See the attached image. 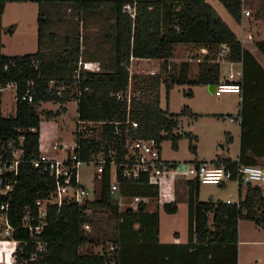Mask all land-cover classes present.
I'll return each instance as SVG.
<instances>
[{
  "label": "trees",
  "instance_id": "obj_1",
  "mask_svg": "<svg viewBox=\"0 0 264 264\" xmlns=\"http://www.w3.org/2000/svg\"><path fill=\"white\" fill-rule=\"evenodd\" d=\"M21 0H0V21L8 3ZM39 5L38 51L33 54L8 57L1 53L0 42V143L19 147L25 151L24 164L15 193L10 199V223L21 226V213L26 207H35L38 200L49 197L54 190V180L49 174L34 169L30 161L49 150L51 144L59 139V118L66 113V105L75 99L78 103L80 121L101 123L99 138L81 140L80 157L88 160L97 153L105 143L113 146L116 160L121 163L127 153V139L155 140L158 144L170 141L172 148L178 150L179 143L188 139L189 150L197 153L198 137L192 133H179L180 119L189 117L192 112L185 106L178 114L161 107L160 93L162 86L167 98L174 86H212L221 80V66L208 58L197 66L195 72L192 64L179 66L171 61L174 47L191 42L193 34L201 32L204 43L219 57L221 47L229 48L226 59L231 63H242V80L239 87L242 93L240 116L242 119V139L238 160L233 161L218 157L217 166L235 167L264 166V79L255 77V73L264 78V71L250 52L220 18L217 12L204 0L186 2L181 10L172 6L166 8L162 2L149 3L145 0H113L112 13L114 23L111 25L110 60L104 72L79 71V62L86 52L82 51L80 32H68L63 42V50L51 51L56 41L60 40L54 33L46 34L45 29L53 25V16L59 8L72 10L75 15L70 18L77 26L82 18L92 15L106 4L105 0H36ZM229 14L237 23L241 22L243 1L223 0ZM126 6L134 8V14L124 11ZM167 10V11H166ZM260 13L264 20V0ZM59 21V20H58ZM51 40L45 48V41ZM264 55V41L257 44ZM132 59H154L162 61V73L159 75L133 78L130 73ZM133 81V84L131 82ZM16 85V116H4L1 111L2 91L9 85ZM51 84H54L51 88ZM74 87L76 94L62 87ZM131 86V100L128 102ZM60 91V95H59ZM190 91V90H189ZM33 101H24L27 94ZM244 94V95H243ZM122 95L123 100L118 96ZM187 95H191L190 92ZM55 103L60 106L53 112H39L42 104ZM195 119L199 116L193 115ZM135 123L136 126L132 124ZM262 123V125H260ZM51 124L55 131H50ZM118 124V125H117ZM116 128L119 134L115 135ZM54 137H56L54 139ZM230 141V140H229ZM107 160L110 161L109 157ZM172 167L176 162L169 163ZM121 179V177H120ZM100 199L85 205H65L58 210L50 207L48 227L41 235L47 247L44 254L31 262L30 256L36 251L28 232L15 234L17 240H25L29 245L22 255L28 264H107L106 255L81 254L80 249L94 239L85 232V225L93 224L88 211L93 206L106 208L119 217V205L110 194V172L106 170L101 182ZM200 184L194 189L197 192ZM192 189V191H194ZM193 196V195H192ZM7 199L0 197V207ZM139 206L138 211H141ZM169 214L177 212L175 203L166 204ZM1 214V212H0ZM210 215L213 216L210 225ZM125 217L132 218L133 211L128 210ZM253 222L264 229V194L257 185H247L246 193L238 204L209 200L202 202L196 198L189 201L190 234L194 241L215 245H237L239 242L240 220ZM114 243L117 241L114 239ZM116 244L115 261L119 264V249ZM109 246V247H111ZM109 248L103 247L106 251Z\"/></svg>",
  "mask_w": 264,
  "mask_h": 264
},
{
  "label": "crops",
  "instance_id": "obj_2",
  "mask_svg": "<svg viewBox=\"0 0 264 264\" xmlns=\"http://www.w3.org/2000/svg\"><path fill=\"white\" fill-rule=\"evenodd\" d=\"M105 1H107V3L102 5L100 10L93 13L92 15H88L85 18L83 17L82 20H80V26L82 27L84 26L85 20L87 22H108V24H110L107 27H104L102 25L96 31V33H94L96 43L94 44L93 48L99 53H101V50L105 49L106 47L109 51L111 49L110 38L106 39V36H109V34L112 32L111 25L114 23L112 5L110 4V2L113 0ZM145 1L149 3H155L160 1L164 5H166V8L169 9L170 6H172L175 10L178 11L182 9L183 5L186 2L194 0ZM242 1L243 10L241 22L237 23L235 19L231 16L234 20L233 23V21L230 20V18L225 14V11L227 13L229 12L227 11L223 0H204V2L209 4L217 12L220 18L228 25V27L234 32V34L242 43L243 48L251 53L256 62L264 71V55L259 51L257 47V44L259 42L264 41V20L262 14L260 13L262 0H260L259 9H255L252 6L248 7V3L251 2V0ZM26 3L38 4L36 0H21L8 3L5 7L4 13L2 14L0 21V42L1 53L4 56L14 57V55L7 53V41L10 38H13L18 35L17 33L23 32L29 34L33 33V35H35L36 33L38 34L39 24L37 26L36 16H23L24 18L22 17V19L19 16L16 21H10L15 24L12 26H8L6 29L7 21H9L8 16V20L5 18L6 12L8 11V9H10L8 7L15 4L25 5ZM14 9L18 10V7ZM234 25L235 27H233ZM80 36L82 51H85L83 29L81 30ZM204 41L205 40L203 33L198 32L193 34L190 43L178 44L174 47V57L171 62L175 65H180L182 63L192 64L195 72H197V66L199 64L208 61V58H210L212 62V59L215 58V62L219 63L221 66V80L227 79L231 73L236 74L237 78H239L240 76L238 74L243 72L242 63H231L226 59V57H217L216 54L213 53V50L210 47L206 46ZM153 62H157V66H160V64L162 66V61L154 59H132L131 61L132 64L141 63L147 66H149V64ZM255 77H257L261 81L264 79L261 74L257 73H255ZM9 89H12V93L9 92ZM189 92L191 94L190 96L193 99H196L197 97L198 99H200V103H192V101H190L191 103L189 107L194 115L199 116V120H202L204 117L209 116L210 118L211 116H213V119H216L220 112H224L227 108V106L224 105L222 100L220 99L223 95L221 97L215 96V87L196 86L195 90H190ZM8 93L9 95H11V106L9 110L7 108ZM2 95L3 98L1 111L3 115L16 116L17 106L15 87L13 85L7 86L2 91ZM213 95L214 97H216L215 99H213ZM239 96L242 102V93ZM210 98L212 100H210ZM240 111L241 103L237 110V113H239ZM260 125H262V123ZM225 133L228 143L227 146L224 145L222 146L223 148L219 149H216V146L213 147L214 150L212 151L211 155H209V157L204 156L203 159L200 158V156L203 155L201 151V137L194 134L198 137V142L196 145L197 153L194 154L196 156V159L189 161V163L206 162L216 165L214 161H216L218 157L231 159L233 161L238 160L241 148L242 127L240 125L239 129H227ZM98 183L101 184L100 182ZM229 183L232 182H228L221 185V187H224L225 190L218 191V193L212 196V199L210 200H213L215 202L222 201L228 204H238L241 199H243L246 191L243 194V191L240 186L239 199L237 201H234V199H232L233 192H230L228 188ZM178 184L184 185L187 189V193L184 197H182V195H178L176 191ZM197 184V182L193 181L177 182L173 186L169 183H166L163 187L159 188V190H153L148 185L137 186L127 184L121 186L120 192L115 197H113V200L119 205V217L116 216L118 218L117 232L114 236V239L115 241H117V244L114 242L110 243V246L112 244H116L119 249V264H246L244 263L245 258L242 257L243 255L241 248L242 220H240L239 222V242L237 245H215L201 243L193 240L190 234L189 226V201L192 197L193 199L196 198L197 200L201 201L199 198L201 184L199 186L197 195L196 191L194 190ZM192 189L194 191H192ZM92 190L95 192L94 196L96 197L97 193L95 191L94 186ZM98 195L100 198V192ZM95 197L93 201H97L95 200ZM183 201L184 203H182ZM171 203H175L177 206V212L174 214H169L165 211V205ZM121 204H125V207L122 208ZM184 204L186 205V208L184 209V211H182L181 206ZM139 206L142 208L141 211H138ZM128 210L133 211L132 218L125 217V214ZM180 216H183L185 225L182 231L176 229L175 227V224L177 223V220ZM212 220L213 216L210 215V225H212ZM168 222L171 223V228L167 227ZM251 259L255 260V262H253L254 264H259L262 262L261 258H250L249 260Z\"/></svg>",
  "mask_w": 264,
  "mask_h": 264
},
{
  "label": "built area",
  "instance_id": "obj_3",
  "mask_svg": "<svg viewBox=\"0 0 264 264\" xmlns=\"http://www.w3.org/2000/svg\"><path fill=\"white\" fill-rule=\"evenodd\" d=\"M124 11L134 14V8L126 6ZM229 52L227 46L221 47L220 58L225 57ZM154 75L155 73H151ZM231 73L225 80H220L215 87V96L221 97L224 94H241L239 82L242 73ZM17 90V86L12 84ZM54 84H51L53 88ZM60 95V91H59ZM123 100L122 95L118 96ZM24 101H33L31 94H27ZM131 100V86L129 88L128 102ZM231 123H239L242 119L240 113L231 115ZM118 125V124H117ZM136 126L135 123L132 124ZM101 123L80 121L78 118L75 130V144L70 146L64 142L55 140L48 151L41 153L29 163L43 173H47L54 180V190L48 198L38 200L35 207H26L21 213V226L14 227L10 223V199L15 193L21 167L24 164L25 151L22 146L23 138L19 147L14 144L0 143V197L7 199L0 207V264H28V260L22 255L29 245L28 241L17 240L15 234L25 231L30 235L31 240L37 245L36 251L31 254L30 261H35L40 254L47 251L41 235L48 227V216L50 207L61 210L65 205H85L94 200L95 192L84 185L80 169L82 166L95 168L93 180L102 182L109 168L110 172V194L115 197L122 185H148L153 190H159L166 183L175 185L177 182H197L201 185L221 186L231 181H238L240 184L264 185V166H247L238 164L235 167L225 165H214L210 163H177L172 167L162 159L161 145L155 140L127 139L126 155L121 163L116 160V152L112 145L103 144L97 153H92L88 160L80 157V141L90 138H99L94 135L96 128ZM98 133V132H97ZM119 134L116 128L115 135ZM94 135V136H93ZM109 157L110 161L107 160ZM121 177V179H120ZM230 204V203H229ZM106 255L107 264H116L115 248L99 253Z\"/></svg>",
  "mask_w": 264,
  "mask_h": 264
},
{
  "label": "rangeland",
  "instance_id": "obj_4",
  "mask_svg": "<svg viewBox=\"0 0 264 264\" xmlns=\"http://www.w3.org/2000/svg\"><path fill=\"white\" fill-rule=\"evenodd\" d=\"M256 2V3H253ZM254 5V6H253ZM260 0H251L248 3V7H254L255 9H259ZM18 7L17 9H14ZM8 11L6 12L5 18L8 19L7 26H12L15 23L10 21H16L17 18L20 16L22 19L23 16H36L37 26H38V13H39V5L33 3H26L21 5H11L9 6ZM72 10L66 8H59L55 11L53 16V25L51 28L45 29L47 35L54 33L60 40L56 41L54 46H51V51L63 50V42L65 36L68 32L77 33L78 30L81 34V30L84 31V47L86 52L83 58L79 62V71L82 72H104L106 71V66L109 64L110 55L109 50L107 47L101 50V53L94 50L93 46L96 43L94 33L103 25L104 27L109 26L108 22L96 23L95 22H87L85 20L84 26H77L76 24L70 22V18H73L75 15L72 13ZM225 14L233 21V18L229 13L225 11ZM70 17V18H68ZM16 18V19H15ZM19 18V19H20ZM24 18V17H23ZM7 19V20H8ZM15 19V20H14ZM59 20V21H58ZM19 22V21H18ZM82 27V28H81ZM235 27V25L233 26ZM6 31V30H5ZM13 38H10L7 48V53L14 55V56H22L26 54H33L38 51V34L35 35L29 33H17ZM99 34V33H98ZM9 37V36H8ZM51 40L45 41V48L50 46ZM15 53V54H14ZM157 62H153L149 64V66L141 64V63H134L130 65V73L131 77L138 78L144 76H152L151 73H155V75H159L162 73V66H157ZM175 65V64H174ZM157 66V67H156ZM176 66H179L176 64ZM133 84V81L130 85ZM53 85V84H52ZM196 87H188V86H174L173 89L170 91L169 97L167 98L166 89L164 86L161 88L160 99H161V107L166 110L168 109L171 113L178 114L182 111L185 106L190 107V101L192 103L198 102L200 103V99L198 97L193 99L189 93V90H195ZM204 88V87H203ZM62 90H70L71 94H76L77 89L74 87H62ZM198 90V89H196ZM9 92L12 93V89H9ZM132 94V92H131ZM213 95V99H215ZM224 105L227 106L224 112H220V116L216 119H213V116L204 117L201 121L199 119H195L193 117V113L189 117H182L180 119V128L178 130L179 133L187 132L195 134L201 137L202 145L201 151L202 154L200 156L201 159L203 157H209L212 151L214 150L213 147L216 146V149L223 148L222 146H227V138L225 131L230 129H239V123L232 124L230 123V116L236 115L237 110L241 103V98L239 95L236 94H225L220 98ZM210 100H212L210 98ZM211 104V102H210ZM77 101L73 99L66 105V113L63 114L60 118V131H58L56 137L59 138V141L69 144L73 146L75 144V130L77 128V121H78V111H77ZM11 106V95L8 93L7 98V108L10 109ZM60 106L55 103H48L38 107L39 112L44 110H51L53 112L58 111ZM7 115V114H6ZM225 115V116H223ZM200 122H198V121ZM50 131H55L53 126L49 124ZM226 129V130H225ZM98 132V133H97ZM100 133V127L96 128L94 131V135L98 137ZM93 135V136H94ZM54 137V139L56 138ZM58 140V139H57ZM197 145V144H196ZM189 140L183 139L179 143L178 150H174L172 148V144L170 141H164L161 144V153L163 160L167 162H177V163H186L191 160H195L196 156L189 150ZM231 146V144H230ZM208 159V158H207ZM95 168L91 166H82L80 169L81 178L83 183L92 190L93 186L95 187V191L97 193L95 200H99V192L101 185L95 181H93V173ZM229 183V190L233 192L234 201L239 199V189L245 193L247 189V184H240L238 181H231ZM95 184V185H94ZM262 188L264 194V185L260 186ZM225 190L224 187H219L216 185H201L200 186V194L199 198L201 201H209L212 199V196L216 195L218 191ZM176 191L178 195L185 196L187 193V189L184 185L178 184ZM184 203V201L182 202ZM122 208L125 207V204H121ZM186 205L181 206V210L184 211ZM89 216L93 220V224L85 225L84 229L86 234L93 238L95 243H88L80 249L81 254L87 253H101L103 252V247L107 246L109 248L110 243L114 242V236L117 232V221L118 218L112 214L106 208H99L96 205L92 207L88 211ZM184 219L183 216H180L175 224L176 229L182 231L184 229ZM167 227L171 228V223H167ZM174 227V226H172ZM241 248H242V257L245 258L244 263L246 264H254L255 260H249L250 258H261L262 262L259 264H264V229L257 227L253 222L243 219L241 222ZM251 242V243H249ZM252 262V263H251Z\"/></svg>",
  "mask_w": 264,
  "mask_h": 264
}]
</instances>
